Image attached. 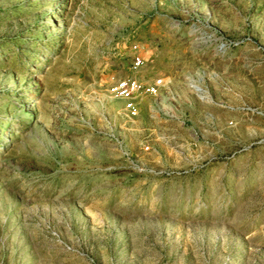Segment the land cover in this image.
<instances>
[{"label": "rangeland", "instance_id": "374dc122", "mask_svg": "<svg viewBox=\"0 0 264 264\" xmlns=\"http://www.w3.org/2000/svg\"><path fill=\"white\" fill-rule=\"evenodd\" d=\"M0 264H264V0H0Z\"/></svg>", "mask_w": 264, "mask_h": 264}, {"label": "built area", "instance_id": "2783aa9c", "mask_svg": "<svg viewBox=\"0 0 264 264\" xmlns=\"http://www.w3.org/2000/svg\"><path fill=\"white\" fill-rule=\"evenodd\" d=\"M133 49L136 45L132 46ZM132 67L137 68L142 64L141 56L135 54L132 56ZM159 86V80L151 84L143 83L135 78H122L110 84L107 88V93L110 96L122 98L124 107L129 116L137 114V107L133 102L134 94H155Z\"/></svg>", "mask_w": 264, "mask_h": 264}]
</instances>
